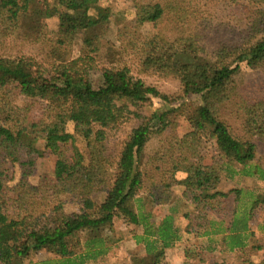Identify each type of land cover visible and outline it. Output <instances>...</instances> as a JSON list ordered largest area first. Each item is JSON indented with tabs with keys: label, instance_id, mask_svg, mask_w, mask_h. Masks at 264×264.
Masks as SVG:
<instances>
[{
	"label": "trees",
	"instance_id": "1",
	"mask_svg": "<svg viewBox=\"0 0 264 264\" xmlns=\"http://www.w3.org/2000/svg\"><path fill=\"white\" fill-rule=\"evenodd\" d=\"M134 1L137 25L169 21L178 36L160 32L140 40L136 26L124 25L115 43L108 42L99 0H41L32 5L31 0H0V264L103 260L118 242L111 235L117 220L140 228L131 239L142 249L128 264H171L167 250L184 240L183 264L191 259L224 264L206 261L203 244L206 253L218 247L236 253V264H264L252 259L249 226L264 200L254 191L220 189L224 178L264 184V155L258 154L259 144L264 146V97L245 101L237 83L245 69L264 70V0H236L246 11L245 33L213 53L186 32L195 13L190 0ZM54 17L58 30L45 56L13 51L15 45L41 44L43 22ZM126 56L138 58L141 74L178 81L182 95H165L135 77ZM95 71L100 72L97 87L87 80ZM193 96L198 104L178 116L183 102ZM153 99L162 106L154 107ZM233 101L243 114L241 137L222 118ZM142 105L149 107L148 116L132 111ZM130 115L141 122L114 160L106 144L108 131ZM177 118H182L185 132L173 131L148 153L153 138L180 126ZM74 122L84 126L78 136L68 131ZM208 138L221 160L205 161ZM40 142L44 153L37 147ZM46 152L58 157L56 180L46 176L33 183L36 161ZM232 193L236 208L226 223L215 213ZM242 196L249 203L241 205ZM70 201L79 202L78 211L66 212ZM173 202L193 207V213L184 214L183 227L175 205L163 218L153 213L152 208ZM43 252L49 258L33 260Z\"/></svg>",
	"mask_w": 264,
	"mask_h": 264
},
{
	"label": "rangeland",
	"instance_id": "2",
	"mask_svg": "<svg viewBox=\"0 0 264 264\" xmlns=\"http://www.w3.org/2000/svg\"><path fill=\"white\" fill-rule=\"evenodd\" d=\"M41 0H31L33 3H39ZM192 7L195 8L194 16L190 19L191 24L186 27V32L193 33L198 37L201 45L209 53H213L217 48L222 45H231L239 41L245 33V16L246 11L242 6L236 2V0H190ZM99 5L103 9V13L106 17L107 24L104 29L106 40L108 42L115 43L117 37V30L120 26L133 25L137 29V38L140 40H146L150 37L163 32L168 37H177L175 28L169 21H163V23L154 25L153 23H144L137 25V14L138 7L134 0H99ZM256 9V8H254ZM263 9H259L256 13L261 12ZM255 11V10H247ZM251 13V12H250ZM255 13V12H254ZM58 18L54 17L47 19L43 22V42L33 47L23 48L20 45H15L13 51H22L27 55L34 56L36 58L43 57L49 51L52 42L55 39V35L58 30ZM183 32V30H182ZM126 63L131 67V70L135 77L141 78L148 85L156 87L160 92L168 96H181L180 84L178 81L172 78H164L159 75H144L139 73L138 58L136 56H126ZM237 83H239V95L245 101H253L264 97V70L253 71L245 69L243 73L238 77ZM89 80L94 87H97L100 83V72H90L87 75ZM184 100L180 101L182 103ZM154 107H161L162 101L159 99H153L152 102ZM185 105L182 106V111L178 116L182 117L183 114L192 110L197 102L196 96L190 97L189 100L183 102ZM178 105V104H175ZM153 107V108H154ZM152 108V109H153ZM132 111H138L143 116H148L150 113L149 107L142 105L139 109H133ZM222 118L227 122L231 131L236 136H243V114L237 101L229 103L222 111ZM182 118H177L180 126L170 129L163 137H155L151 140L148 146V153H152L158 146L161 139L168 137L173 131H176L180 135L185 132V127H182ZM139 118L135 115H130L129 118L124 121L117 129L108 131L106 144L108 152L112 159L117 160L118 156L123 148L125 141L130 135L131 131L140 124ZM84 126L81 123H70L68 125V131L78 136V133ZM38 149L44 153L43 143L37 144ZM203 154L205 161L211 163L213 160H221L216 146L211 139H206ZM259 156L264 155V146L259 144L258 146ZM58 157L52 154H46L38 158L33 172L32 182L36 183L39 177H46L49 181L55 182L57 176L56 161ZM184 176H180V179ZM234 188L244 189V191H254L255 196L264 200V184L251 178L236 177L234 180L223 179L220 184V189L227 192ZM241 205L249 203L248 196H242ZM97 201H101V196H97ZM226 204L215 213V216H220L229 222L232 218L233 210L235 207V194H230L229 199L226 200ZM178 204V205H177ZM175 205L177 207V221L183 226L186 225L187 221L184 218L185 213H193V207L190 204L183 202L172 203L169 206L152 208L153 213L158 218H163L169 214L170 208ZM149 209V207H148ZM79 210L78 201H70L66 206V212L73 213ZM212 215V214H211ZM250 231L253 233L250 241L252 259L259 263L264 260V207L254 212L253 217L249 221ZM133 232H140V228L135 226H127L121 220H117L111 235L115 238L116 243L112 246V251L103 260H99L91 264H128L132 260V254L136 253L137 250L142 248L137 246L131 239ZM194 235V234H193ZM193 235L188 236L195 237ZM187 237V236H186ZM194 239V238H193ZM193 241L199 242L196 239ZM187 241H182L176 244L171 249L167 250V261L171 264H183L185 248L187 247ZM202 245V256L206 261H219L224 264H236V253L224 251L222 247H218L216 251L206 253L203 250ZM197 248V246L195 245ZM49 258L46 252L36 255L33 260L39 261ZM191 264H199L194 259H191Z\"/></svg>",
	"mask_w": 264,
	"mask_h": 264
}]
</instances>
